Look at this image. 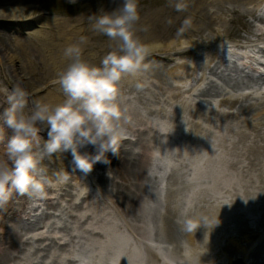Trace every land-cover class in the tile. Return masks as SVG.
I'll use <instances>...</instances> for the list:
<instances>
[{
  "label": "rangeland",
  "instance_id": "1",
  "mask_svg": "<svg viewBox=\"0 0 264 264\" xmlns=\"http://www.w3.org/2000/svg\"><path fill=\"white\" fill-rule=\"evenodd\" d=\"M253 1L254 0H181L180 3L185 4L186 7L174 13L173 9L175 3H168L166 0H139L138 12L140 20L136 26L137 35L143 42L159 40L153 43L160 42L161 44L173 39L195 41L203 38V36L210 37L211 25L207 14V8L213 4L220 14L230 19V26L233 28L230 27L231 30L228 31L229 37L233 29L236 28L234 39L238 41L239 38H243L247 44H251L254 38L252 37L253 29L249 23V18L254 5ZM122 2L123 0H88L78 4H71L70 0H0V7L22 8L23 14L19 19L34 18L36 20L39 19L43 12L48 13L46 18H49L46 24H42V29L37 30L36 34H31L32 38L30 40L19 39L14 41L13 37H10L3 27L11 26V30H14L18 28L20 24L10 22V19H6L9 18L8 15H11V13H0V30L3 31L0 32V92L7 97L8 91L17 84H20L28 93L27 103L24 109L26 111L24 112L25 114H28L32 110L34 106L32 100H34L35 103L42 102L48 104H56L57 101L61 102L64 99L63 92L53 84L58 80V74L70 63L69 58L64 55L65 49L69 45L79 44L80 38L84 37L85 42L80 44L83 58L89 63L98 66L102 58L115 48L116 42H110L111 40L107 36L93 30V18L104 12L110 13L117 10L122 6ZM186 18L191 19V25L184 27L183 31H179ZM244 32L249 33L251 36H246ZM3 45H5L6 48H2ZM207 68L210 71H206V78L208 79L205 83H208L209 89L196 91V97L205 105L212 100L224 99L226 95H229V93H231L230 90L234 87L233 84L236 79V76H229L228 72L224 73L218 70L213 64H208ZM145 71L147 70L142 71L141 74H144ZM123 79L119 85L122 96L126 99L138 97L146 105L145 107L141 105L138 106L140 114L152 123L162 125V122L166 121L165 111L170 109L169 104L174 103L175 100L171 102L170 98L164 94L162 90L160 91L155 87H149V90L145 89L143 91H140L137 85L129 87L127 82ZM153 79L155 85L159 83L167 84L172 96V76L167 77V75H165L162 79L155 76ZM153 79H151V81H153ZM50 84L51 86H49ZM199 84L200 81H197L195 83H190V86L197 89ZM149 85L150 84H148V86ZM234 90V92H238L240 89L238 87ZM202 91H204V93L206 92V94H203ZM219 93L222 94L220 97H218ZM176 101L181 103L178 97H176ZM172 106L174 105L172 104ZM179 108L182 114H177L184 117L185 130L190 136L195 137L198 132L192 127V129L188 131L185 126L186 123H189L186 118L191 116L189 110L181 104H179ZM200 109L204 113L203 107ZM244 113L245 112H240L237 118H228L227 121L235 130H246L250 135V140L241 138V143L235 147H222L217 151L221 156H219L217 160L210 162V169L218 170L216 176L217 190H215L217 194L214 195V198L217 196V201L219 202L229 200H231V202H247V200L253 198L259 186L258 172H261L260 168L262 167V163L259 160L254 163L250 162L252 158L251 155L248 154V149L244 144H249L250 141L257 140L258 145L264 149V127H260L259 129L260 137H257L251 130L243 128V123H240L239 120L246 116ZM218 118L219 117L211 118L210 120L213 122L218 120ZM129 121L130 119L126 118L124 123H128ZM136 121L143 123L139 119ZM193 123L202 124V121L194 120ZM133 124L134 122H132L131 125ZM139 125L140 124L137 123L135 129ZM125 126L126 125L122 124V127ZM40 127L46 128V125H40ZM45 133H47L46 129L43 131V134ZM141 135L144 141L152 137L151 134L145 135V132ZM217 135L230 136L224 128H212L210 134L207 130L202 128L199 133L200 138L204 140H211L213 136ZM156 136L157 147L160 146V149H166L170 146L166 137H160L157 134ZM179 144L181 143L178 142L175 145ZM259 158L264 160V153H262ZM42 166L47 168V163L44 161ZM113 169L115 168L110 165L104 166L102 164V167L96 170V175H98L101 187L115 199H118L119 202L121 193H119L113 185L121 186L123 181L118 176L117 170ZM188 173H190V171L178 170L176 174L172 176L173 179L170 180L172 191L176 193L181 192L183 194L189 191V187H187L184 182ZM101 178L106 179L109 184L101 182ZM64 210L63 208L59 211L61 214H64ZM51 221L50 224L55 223L56 227H63L64 225L70 226V221L65 216L52 219ZM48 222V217H39L36 219V225H38V227L42 226L43 229H47V225H49ZM229 223L231 226L235 224L231 222V220H229ZM24 226L27 227V225ZM23 233L26 234L28 232ZM9 237L10 235L6 239H9ZM6 241L7 240H4V243ZM2 247H4V244H2ZM85 247L88 249L87 246ZM27 249H29V247H27ZM262 251L264 252V250L258 252V256L264 255V253L260 255ZM86 252L87 250L84 251V253ZM57 256L58 255H55L54 252L50 251L46 252V255L31 252L23 257L29 258V261L41 264H56ZM112 256L113 253H110L103 264H107L108 261L109 263L113 262L111 260Z\"/></svg>",
  "mask_w": 264,
  "mask_h": 264
},
{
  "label": "clouds",
  "instance_id": "2",
  "mask_svg": "<svg viewBox=\"0 0 264 264\" xmlns=\"http://www.w3.org/2000/svg\"><path fill=\"white\" fill-rule=\"evenodd\" d=\"M138 2L123 0L117 10L94 16L93 30L116 42L115 48L98 66L83 58L80 44L85 42L84 37L79 44L65 49L64 55L70 63L58 74L57 82L64 95L60 103L37 102L25 114L27 91L20 84L8 91V107L0 115L3 127L11 131L6 143L10 164H0V208L9 202L14 192L44 195L45 188L51 186L41 168L46 157L70 152L75 169L87 174L98 162L108 164L106 154L116 155L121 142L128 138L127 130L121 125L120 81L138 72L145 56L159 47L143 42L137 35ZM185 7L180 2L175 4L177 11ZM255 15L258 18L254 21L255 28L264 30V23L260 22L264 19V6L256 9ZM190 25L191 19L186 18L179 31ZM45 129L47 139L40 135ZM89 146L93 151L86 150ZM169 152H160L156 162L170 166ZM67 179L66 172L63 180Z\"/></svg>",
  "mask_w": 264,
  "mask_h": 264
},
{
  "label": "bare ground",
  "instance_id": "3",
  "mask_svg": "<svg viewBox=\"0 0 264 264\" xmlns=\"http://www.w3.org/2000/svg\"><path fill=\"white\" fill-rule=\"evenodd\" d=\"M6 12L11 13V15H8L9 18H6V19H10V22H16V23L20 24L21 21L19 20V18L23 14L22 8H20V7H16V8L0 7V13L1 14H4ZM7 29H9V28H4V30L6 32H9V33L14 31V30H7ZM0 31H2V30H0ZM259 38H262V37L260 36ZM2 48H6V46L3 45ZM148 75L152 78H154L155 76H158L160 79H162L163 76H165V75H167V77H168L169 73L163 72V71H150V72H148ZM163 85L166 86L163 83H159L158 85H154V87L157 88L158 90H160V91L162 90L164 92L165 89L162 87ZM149 87L153 88V86H148L147 90H149ZM145 89H146L145 85L141 83L140 91H143ZM0 98H4V97H2V95L0 94ZM58 103H60V101L56 102V104H58ZM119 103H120L122 111H123V113H122L123 118L121 120V125L122 124L126 125L125 127L128 126L127 122L124 123L126 118H129L130 120L139 119L141 122L148 123V121L140 114V110L138 107L139 105L144 106V107L146 105L138 97L133 98V100H125V101H121L119 98ZM49 104L55 105L53 103H49ZM240 110L247 111L248 114L253 113V116H256V114L254 113L255 111L252 107H240ZM258 119L260 121V124L262 126H264L263 118L258 117ZM245 122L248 123L249 121H245ZM0 126L3 127L2 121H0ZM185 126H186V129L188 131H190L192 129L191 126L187 123L185 124ZM221 126H222V124L219 123V124L214 125L213 128L214 129H220ZM200 127H198V128H200ZM227 127L229 128V130L231 129L230 125L229 126L227 125ZM3 128L5 130H4V132H1V135H0V138H1L0 139V148L2 146L1 141L3 140V138L6 137V135L9 132H11L9 129H8V131H9L8 132L6 130V127H3ZM182 134L188 140L191 138L190 134L186 130L183 131ZM239 136L243 137L246 135L244 133L240 132ZM216 139L220 140L219 144H221V145H225L228 143V141L226 139H223V136H216ZM142 143L149 145L152 149L155 148L152 145V143H150V142H143L142 141ZM237 144H238V142H236L233 146H237ZM259 150H260V148L257 144H255V147H252V151L255 154H258ZM181 156H182L181 152L174 153L173 151H171V153L168 154V158H171V159H176V158L179 159ZM107 159L109 160V163L103 164V165L104 166L110 165V166L114 167L117 170V172L119 173V177L121 179L123 178V180H124V186L117 188V191L119 193L123 194V196H124V199L122 200V203L120 205L123 207L126 216L133 223L134 228L140 231L141 237L143 236L145 243H147V241H148L147 239H149L151 241H155L158 244L170 243V244L174 245L175 250H176V256L175 257H177V258H175V259L182 258V257H180V251H181L180 224L178 221L174 220L175 213L180 212V210L183 208L182 202L179 199L169 201L168 207L166 208V211H165V214L159 215V212L157 210L152 209V207H150L148 205L153 200L152 185L150 188L147 187V185H146V183H149L147 180L149 177H151V174L148 171L139 167V165L136 164V162H134V160H132L131 157L124 159V158L117 156L116 158H107ZM255 161H256L255 159H250L251 163H254ZM176 164L179 165L177 162H176ZM179 166L181 168H183L181 165H179ZM115 169H113V170H115ZM157 170L160 171V168L157 167ZM48 175H51V173ZM259 179L261 181V184H264V178L262 175H260ZM205 183H207V182H203V184H205ZM206 194H207V196H209L208 192H206ZM206 194H205V189H203V188L199 189L198 193L195 194L193 201L199 202V201L205 199ZM255 197L261 199V202L255 203V207L257 208L258 211H264V191L262 190V188L258 189V191L254 193L253 198H255ZM253 198L250 200H253ZM91 207H92V205H91ZM82 210H80V211H82ZM246 212L247 211H245V213ZM82 214H83V212H82ZM206 215H207V213H204L203 215H200V216L191 214L190 218L191 217L193 218V222L191 224V227L192 228L199 227L203 223ZM151 216L153 217V221L155 219L154 223H156V230L157 231L154 228V224L151 220ZM71 219L76 224V229L78 232L75 230L74 226L72 228L63 226L60 229L69 233L71 236L72 245L74 247L80 249L81 247L86 245L85 241L88 240L87 236L91 235V234L94 235V233H93L94 230L99 229V228H93V229L87 230L84 228V225L78 221V218L71 217ZM146 219L150 220V226H151L150 232H148L146 230V225H145ZM238 219L240 222L236 223V229L240 233L244 234L248 231L254 232L253 228L261 223V221L263 220V215L258 216V217H253V218H247V219H245L244 223H241V222H243V219L241 218L240 215H238ZM88 220L94 221L90 217L85 219L86 222ZM95 225L98 227H101L100 222H98V221H95ZM51 226H52L51 224L48 225V227H51ZM2 228H6L8 230L11 229L13 236H12L10 242L7 243V246L3 249V253L0 255V264H9V262H11V261H15L14 262L15 264H22V263L31 262L29 260H25V259L21 258V255H24L25 253H27V249L24 246L28 244L27 241L23 240L22 235H21V231H27V230H29V228L18 224L16 221L5 222L4 225L2 226ZM191 232H192V229L190 228L187 230L186 235L189 236L191 234ZM227 233L229 234V232H227ZM42 240L43 239H38L37 242H41ZM234 242H235V240L233 239V243ZM158 244H156L155 246H151V245L147 246L148 247L147 248V254L151 258H149V259L147 258L144 261V264H158L157 263L158 259L155 258L156 257L155 252L159 249ZM127 252L128 253H125V255H124L125 257L123 258V261H122L123 264H139L138 261H140V260L142 262V259H143L142 257H139L136 255L140 259L139 260V259L133 258L129 255V254H131L129 249ZM178 257H180V258H178ZM154 260H155V262H153Z\"/></svg>",
  "mask_w": 264,
  "mask_h": 264
}]
</instances>
